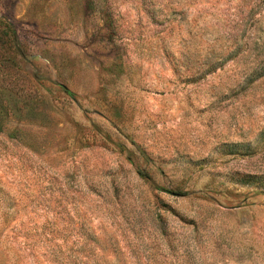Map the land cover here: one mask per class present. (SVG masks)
Wrapping results in <instances>:
<instances>
[{
	"label": "rangeland",
	"instance_id": "rangeland-1",
	"mask_svg": "<svg viewBox=\"0 0 264 264\" xmlns=\"http://www.w3.org/2000/svg\"><path fill=\"white\" fill-rule=\"evenodd\" d=\"M4 30L0 264H264V0H0Z\"/></svg>",
	"mask_w": 264,
	"mask_h": 264
},
{
	"label": "trees",
	"instance_id": "trees-1",
	"mask_svg": "<svg viewBox=\"0 0 264 264\" xmlns=\"http://www.w3.org/2000/svg\"><path fill=\"white\" fill-rule=\"evenodd\" d=\"M6 31L8 30V28L6 27V29H5ZM4 30V32L3 31H0V34H4L6 31Z\"/></svg>",
	"mask_w": 264,
	"mask_h": 264
}]
</instances>
